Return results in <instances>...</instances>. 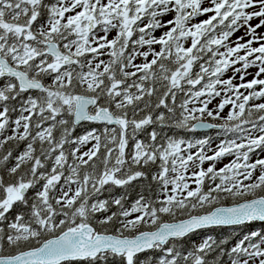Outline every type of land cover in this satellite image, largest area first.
Returning a JSON list of instances; mask_svg holds the SVG:
<instances>
[{"label":"snow or ice","instance_id":"snow-or-ice-1","mask_svg":"<svg viewBox=\"0 0 264 264\" xmlns=\"http://www.w3.org/2000/svg\"><path fill=\"white\" fill-rule=\"evenodd\" d=\"M205 3L0 0V264H264L192 240L264 222V0Z\"/></svg>","mask_w":264,"mask_h":264},{"label":"trees","instance_id":"trees-1","mask_svg":"<svg viewBox=\"0 0 264 264\" xmlns=\"http://www.w3.org/2000/svg\"><path fill=\"white\" fill-rule=\"evenodd\" d=\"M197 23V22H194ZM188 46V45H186ZM223 51V49H221ZM207 58V57H206ZM198 69H194V71H197ZM227 76H224V78ZM46 83H50L49 81H46ZM199 87V86H197ZM182 96V94H181ZM181 96H178V100L177 103H179ZM15 117V114H13ZM223 122V121H220ZM83 123V127L78 126L77 127V132L78 133H83L85 128H92V127H99V124H93L92 122H82ZM156 127V130L158 132H161L162 135H180L185 137L186 139H192V138H203L205 135L207 136H211L214 140H218L220 139L217 136V132L219 130L217 129H212L210 131H200L198 130L195 134H191V133H186L182 130H172L171 132L169 131L168 128H163L160 129L158 126H154ZM152 130V127H149L147 129V132H150ZM147 132H142L138 134V139H143L147 142L148 137H147ZM8 134H11L10 132ZM13 145L15 142H12ZM24 145L21 144L20 145V149L19 150H23ZM132 145L130 142V149H131ZM124 190L121 189H114L111 193L105 191L100 195L101 199H111L113 196H119ZM145 186L143 183L137 184L135 188L133 189H129L128 190V203L126 204V207L129 206L131 203H133L135 201V199L137 198V194L140 192H145ZM225 204H230L231 201H225ZM165 219H169L167 217H165ZM261 228H264V222H253V224H251L250 226H246L245 228H231V227H225V228H217L214 230H202L201 232H199L198 234L194 235L192 237L193 242L195 243H199L201 241L202 238H206L207 235H212L214 238H216L217 240H228V245L227 247H231L233 246L247 231L250 230H259ZM225 259H227V257H225Z\"/></svg>","mask_w":264,"mask_h":264},{"label":"rangeland","instance_id":"rangeland-1","mask_svg":"<svg viewBox=\"0 0 264 264\" xmlns=\"http://www.w3.org/2000/svg\"><path fill=\"white\" fill-rule=\"evenodd\" d=\"M205 6H208L207 0H206V3H205ZM257 10H258V9H257ZM210 15H211V13L206 14V15H202V16H200V17L195 18L192 22H193V23H194V22H201L202 20L209 18ZM164 19H165V21H167V20H169V19H172V17H171V16H165ZM250 23H251L253 26H255L257 23H259V20H258V19H253ZM163 31H167V29L165 28V29L157 30V31L155 32V35H156V36H160V35L162 34ZM258 32L264 33V28H260V29H258ZM244 34H245V32H244V29L242 28V29H240L239 31L235 32V34L231 37V41H235V40L237 39V37H239V36H244ZM115 35H116V33L113 32V33L109 36V39H111V38H112L113 36H115ZM231 41H230V42H231ZM230 42H229V43H230ZM254 46H255V45H254ZM156 48H157V50H159V46H156ZM223 50H224V49H223ZM104 58H107V57H104ZM140 62H141L140 59H137L136 63H140ZM237 67H239V65H237ZM248 71H249V72H252V73H255V72L257 71V69H256L255 67H252V68L248 69ZM232 75H233L232 71L229 70V71L227 72V76L225 77V79H227L228 77H230V76H232ZM261 78H264V76H262ZM247 79H248V80L252 79V76H248ZM235 82H236V83H239V76H237ZM242 91H243V90H242ZM218 102H219V98H217L216 100H213V102H212V104L210 105V107H215L216 104H217ZM227 111H228V109L226 108V109H225V113H226ZM219 142H220V139H218V140H214V141H213V144H212V147L215 148L216 144L219 143ZM89 147H90V145H89ZM84 150H87V149L85 148ZM209 154H211V152H209ZM233 158H234V157H226V158H224V159L222 160V162H219V163L217 164V167H218V168H219V167H223L224 164L228 163V162H229L231 159H233ZM254 158H255V157H254ZM204 167H205V168L208 167V164H205Z\"/></svg>","mask_w":264,"mask_h":264},{"label":"water","instance_id":"water-1","mask_svg":"<svg viewBox=\"0 0 264 264\" xmlns=\"http://www.w3.org/2000/svg\"><path fill=\"white\" fill-rule=\"evenodd\" d=\"M200 130H209V129H200Z\"/></svg>","mask_w":264,"mask_h":264}]
</instances>
